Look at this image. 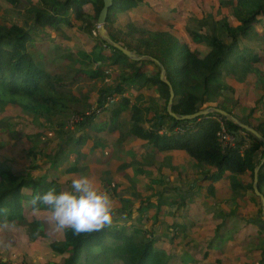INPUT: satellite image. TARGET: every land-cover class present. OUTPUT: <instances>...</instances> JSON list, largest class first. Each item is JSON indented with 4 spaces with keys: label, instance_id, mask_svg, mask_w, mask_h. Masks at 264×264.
Instances as JSON below:
<instances>
[{
    "label": "trees",
    "instance_id": "16d2710c",
    "mask_svg": "<svg viewBox=\"0 0 264 264\" xmlns=\"http://www.w3.org/2000/svg\"><path fill=\"white\" fill-rule=\"evenodd\" d=\"M3 1L12 7L22 4L20 0ZM144 1L114 0L106 28L115 42L162 63L175 92L173 112L192 115L214 106L251 124L250 120L264 109V92L251 105L247 119L244 120L235 114L239 101L230 97L234 94V89L225 79L233 77L239 83L254 85L255 82L251 79L254 76L264 88V71L260 69L264 56L251 48L252 43L264 42V0H219L221 8L235 10L236 20L231 22L227 15L222 18L214 15L204 17L200 26L210 29V33L185 29L183 36H176L168 32L138 28L132 24L127 26L126 31L115 28L116 16ZM24 3L29 18L33 19L31 30L18 23L0 21V104L17 106L50 124L69 114L85 117L81 107L82 99L74 93V84L85 73L82 66L87 69V62L97 64V70L88 72L91 80L97 79L100 73L105 75L103 66H107L119 78L118 84L107 97H120V101L112 109L109 122L98 130L113 133L118 129L121 115L128 111L131 126L128 132L120 134L118 142L122 144L127 138H133L132 146L137 148V153L143 159L138 161L134 157L129 162L111 164L109 155H106L103 161L110 168L114 167V177L102 180L103 189L113 199L114 210H122L128 219L137 212L141 225H112L98 232L80 235H75L71 229H54L58 238L49 245L47 251L50 255L43 262L37 261V264H169L172 249L187 235L188 222L184 215L192 198L183 194L169 198L164 190L159 189V186L167 184L163 176H158L163 168L175 170L173 157L167 156V153H186L194 159L198 172L193 178L199 189L207 186L210 196H215L220 184H229L231 188L233 207L216 208L208 226L212 230L202 231L198 235L197 250H191L195 258L200 257L205 264H264V238L260 237L264 233V216L260 199L253 189L255 168L263 155L257 163L254 157L263 150V143L253 134L225 120L228 129L238 138L235 148H224L218 137V118H224L219 115L210 114L193 121L174 119L167 112L170 91L169 86L160 80V67L152 61H133L104 42L99 35H93L97 31L96 22L104 6L103 0H41V6H36L34 2L31 4L33 6L28 2ZM163 3L165 7L173 6V0H163ZM87 5L92 8V16L84 10ZM62 25L73 29L74 34L84 42L88 38L96 41L91 54H82L81 67H75L64 74H52L35 63L29 47L35 45L33 35H41V31L46 28L61 32ZM200 44H205L210 49L204 58L200 57L197 48ZM148 66L156 69L153 75L149 74ZM154 88L164 100L163 107L157 105L155 97L146 100L143 96L145 90ZM104 101L107 99L100 102V107H104ZM93 120V117H86L77 126H86ZM252 127L264 136L261 126ZM177 128L186 131L176 132ZM42 136L43 132L29 137L37 141ZM88 137L91 138L83 135L72 136L67 142L63 140L54 149V155L49 154L51 164L44 176L37 173L38 167H30L26 172H15L4 167L3 162L7 160L0 157V224L24 225L29 237L35 238L41 234L44 222L37 214L48 217L51 215L50 211L43 204L26 207L24 203L51 188H55L57 192L64 190L73 175L75 177L74 173L90 168L92 153L98 150L99 143H94L86 154L76 148L84 145ZM146 146L150 150L144 151ZM30 154L35 155L33 151ZM83 155L86 157L82 158ZM71 158L74 159V165L70 162ZM133 164L138 166L136 181L129 174H121ZM148 171L153 173L151 177L147 176ZM246 174L250 175L251 182L240 178ZM197 175H201V178ZM261 186L264 187V165L259 172V188ZM125 187L130 196H122ZM25 190L31 191V194H26ZM146 192L149 195L144 196ZM248 192H252L254 196L248 198ZM242 199L248 202V213L252 217H240L243 225L226 250H212L214 238L219 246L223 245L225 234H222V228L243 208L240 206ZM135 200L137 202L134 204ZM253 202L255 206H252ZM144 218L145 224L142 220ZM158 226L166 227L172 235L158 236L155 230ZM212 233L214 236L210 237ZM187 245L194 247L192 242ZM3 246V240L0 239V247ZM3 253L0 250V264H27L23 257L20 258L21 261H13L15 258L10 256L3 260ZM55 254L61 257L59 261L55 260Z\"/></svg>",
    "mask_w": 264,
    "mask_h": 264
},
{
    "label": "rangeland",
    "instance_id": "374dc122",
    "mask_svg": "<svg viewBox=\"0 0 264 264\" xmlns=\"http://www.w3.org/2000/svg\"><path fill=\"white\" fill-rule=\"evenodd\" d=\"M33 1L36 6L42 5L41 0H20L22 4H19L18 7H12L5 1L0 0L1 23H18L26 29L31 30L33 26V19L29 18V14H27V8L24 5V2H28L30 6H33L31 5ZM90 10L91 8L87 6L86 11L89 12ZM143 10L147 12H150L151 10L154 12L151 13V15L156 19V21L160 23L158 29H163L164 26L165 29L171 30L172 33L178 36H183L185 29L197 30L202 33H210V29L200 26L201 20L208 15H214L216 18H222L223 16L227 15L231 22L236 20L235 10L233 8H221L219 6V0H173V6L171 7H165L163 0H145L143 3L139 4V10L135 11V15L138 16L139 20L143 22L144 26H157L155 20H150ZM50 11L52 10L50 9ZM155 12L160 14L161 19L160 17L158 18L155 16ZM162 19L168 23L166 24ZM171 22H174V26L171 25ZM61 30V32L54 31L51 28L42 30L41 35L39 34L32 36L35 39V45L29 47L30 53L35 60V63L52 74H64L73 70L75 67H81V62L83 60L82 54H91L92 44L96 41L91 38H88L89 40L87 42L81 41V38L74 34L73 29L68 28L66 25H62ZM94 32L93 35H95ZM257 44L258 43H252L253 46H251V48L256 49L257 53H260V55L264 56V51H262L264 49V42L262 43L261 50V44ZM200 46H198L200 49V54L202 52V55H205L209 51L208 47L205 45ZM86 65L87 69L82 66V68L85 70V73H82V78L74 84L73 90L74 93L76 95L78 94L77 96L82 99L81 107L85 112L84 118L93 117L95 119L104 113L105 108L100 107V102L109 98L107 97L108 94L113 88L116 87V81L114 83V78H118V76L115 73L111 75V70H109L107 67H103V72L105 75L100 73L97 79L91 80L89 78L88 72L97 70V64L87 62ZM147 68L148 72H156V69L153 66H148ZM261 68L264 69V63H262L260 69ZM236 91L241 96V100L243 101L242 109H239V112L246 114L251 106L246 105L245 101L256 98L257 94L247 86H238L235 88V92ZM143 96L146 99L150 96L155 97L156 101L158 100L161 102V105H164V100L159 97V94L155 89L145 92V95ZM118 98L120 101V97ZM119 101L112 103L109 105V107H107L109 111V115L106 116L107 119L110 118L112 109ZM98 108L99 113L93 116L94 111H98ZM74 115L76 114L62 116L55 120L54 123L50 124L46 120L37 118L31 113L21 110L17 106L10 104H0V157L7 160V162H3V166L12 169L15 172H26V170L30 167H38L37 173L40 176H44L46 169L51 164L49 154L54 155V149L58 147L63 142V140L64 142H67L72 136L73 138L74 136L78 137V133L86 129L84 125L74 127L73 129L68 128L67 125ZM125 116H127V113L122 115L121 119ZM99 122L102 123L103 121L100 119ZM41 132H43L42 138H37V141H33V138L30 139L29 136H34L35 133L41 134ZM99 134L100 132L98 133V136L102 137V141L100 142H104L109 139L107 135L105 137V135ZM90 135L92 134L90 133ZM89 145L90 144L85 142L84 145L76 146V148L82 151L83 154H86L87 147H89ZM70 146L74 145L70 144ZM31 151H33L35 155H31ZM120 155H124L122 157L124 159H126L128 156L125 152H120ZM85 157L86 155H83L82 158ZM92 158L94 163L91 162L93 165L91 163L90 164L95 168L92 167L93 169H81L78 171V173H74L75 177L73 175L72 180L74 178H78L81 175H87L95 181L99 188L103 189L102 180L114 177V172L112 171L114 167L111 166V168H108V171L105 169L96 171L95 169L98 165H107L102 161L100 154L99 157L93 155ZM121 161H123V159H121ZM13 162H16V164ZM70 162L72 165L75 164L73 158L70 159ZM184 164L185 162H183V165ZM188 167L189 165L185 164L182 171L187 170ZM192 170L195 171V168L192 167ZM129 171V173L135 177V164L132 165V168ZM165 174H170V172L165 171ZM149 176L151 175L149 174ZM72 180L64 186V190H70V184ZM172 180L173 179H171V181ZM180 180L186 187L191 185L187 178L183 177L180 178ZM178 182L181 183L179 180L175 179V181L166 186L164 194L167 197L172 198L175 196L177 194L176 189H180L181 193L186 194L185 192L187 191L182 192V185L178 184ZM24 192L26 194H31V191L29 190H25ZM148 193L149 192H146L144 194ZM203 194H206L205 189L193 194V196L195 195L194 200L198 201L197 203H199V205L203 206L204 208L203 213L195 216L193 220L200 221L201 223L207 220V214L210 212L209 208L205 211L206 206L204 205L206 203L203 205V202H200L202 200L206 201L202 198ZM136 202L137 200L134 201V204ZM24 204L26 207L31 206L32 200H27ZM131 207L132 206H130V208ZM114 212L115 219L113 225L115 226L122 227L130 224H134L136 226L141 225V222L138 220L140 217L137 212H134L131 219L125 218V213L122 210H114ZM34 216L36 217V214ZM37 216L44 222V231L35 238L29 237L27 234V229L23 227L24 225L16 226L0 224L2 229V235L0 236V239L3 240L4 245L3 247H0V250L4 251L1 256L3 260H6L7 257L10 256L11 258H15L13 261H21L20 258L23 257L27 264H37V261L43 262L47 257H49L50 253L47 250L49 245L58 238V233L54 231V229L57 231V228L55 222L50 220V216L45 217L43 214H37ZM148 226L151 227L150 224H148ZM155 230L158 236L169 237L172 235V233H170L166 227L158 226L155 228ZM190 233L191 231L188 230V234ZM181 245V247L172 251L169 264H205L200 257L195 258L191 250H185L183 244ZM54 258L55 260L59 261L61 257L55 254Z\"/></svg>",
    "mask_w": 264,
    "mask_h": 264
},
{
    "label": "crops",
    "instance_id": "0c3cea01",
    "mask_svg": "<svg viewBox=\"0 0 264 264\" xmlns=\"http://www.w3.org/2000/svg\"><path fill=\"white\" fill-rule=\"evenodd\" d=\"M87 6L91 8L90 5H87ZM87 6L84 7V10H85V12L88 15L92 16L93 15L92 8L88 12V11H86V7ZM137 10H139V5L137 7L131 8L130 10H128V11H126L124 13L119 14L117 16V23L115 24V28L118 29V30L126 31L127 26L132 24V25H135L138 28H142V29L146 28V29L154 31V32H169V33L175 35L174 33L171 32V30L165 29L164 26H163V29H158V26L160 25V23L158 21H156V19L151 15V13H154L151 10H150V12H147L145 10H143V11H144V13L147 14V17L150 20H155L157 26L156 25L144 26L143 22L141 20H139L138 16L135 15V11H137ZM156 14H155V16L158 17V18L160 17V19H161L160 14H157V15ZM163 21L165 22V20H163ZM165 23L167 24L168 22H165ZM173 23L171 24L172 26H174ZM176 36H178V35H176ZM81 41H83V40L81 39ZM259 44H261V47H260V50H261L262 49V43H258L257 45H259ZM200 45H205V44H200ZM200 45H198V46H200ZM93 46H94V43L92 44V47ZM251 46H253V45L251 44ZM206 47H208V46H206ZM197 48L200 51L199 47H197ZM208 49H209V47H208ZM262 51H264V49ZM209 52H210V49L205 55H202V52H201L200 57L201 58L206 57ZM99 64H101V62H99ZM103 67L106 68L107 66H103ZM261 70L264 71L263 68H261ZM110 74L113 75L112 72H110ZM149 74L153 75L154 73L149 72ZM114 79H115L114 83L116 81L115 84L117 85L118 82H119L118 81L119 78H114ZM251 79H252L253 82H255L254 85H249L248 83H239L233 77H226V79H225L227 84L234 89V94L232 96H230V97L233 100L239 101V104H238V106L235 109V114H237V116L243 118L244 120L247 119V116L249 114V111H250L251 107H250L249 111L246 114H243V113L239 112L240 111L239 109H242L243 101L241 100V96L238 94V92L237 91L235 92V88L238 87V86H247V87H249L252 91H254L257 94L256 98H253L251 100L248 99V100L245 101V104L246 105H250V106L253 105L257 100H259L261 98V95L264 92L263 86L260 85L259 83H257V81L254 78V76H251ZM106 82H108V81H106ZM154 89L156 90V88H154ZM145 92H148V91L145 90L143 95H145ZM150 97H152V96H150ZM156 102H157V105H159V106L163 105V104L161 105V102L158 101V100ZM141 103H142V101H141ZM142 104H144V103H142ZM126 113H127V116H125L124 118L121 119L122 115H124ZM108 115H109V111H108V108H107V109H105L104 113H102L101 115L96 117L93 121H91L89 124L84 126L86 129H84L83 131L78 133V135H77L78 137L83 136V135L91 136V138L88 137L86 139L87 144H90L89 147H87V150L90 151L91 147L94 145V143H99L100 146H99L98 150L93 151L92 154L96 155L97 157H99L98 154H100V156L102 158V161H103V157H105L106 155L107 156L109 155V157L111 159V164L113 162H119V163L129 162L134 157L138 161H142L143 160L142 156L137 153L138 152L137 148H133V146H132V143L134 142L133 138H127L122 144L118 142L120 134L128 132V130H129L130 126H131V122H130L131 121L130 120L131 117H130L129 112L126 111V112H124L121 115L120 120H119V126H118V129L116 131H114L113 133H110V132H103L102 133L98 129L103 127L105 124H107L109 122L110 118H108V119L106 118V116H108ZM110 117H111V114H110ZM100 119L103 121L102 123L99 122ZM250 123L251 124H248V125H250V126L258 125V126H261L262 129L264 130V109L261 112H259L258 116L253 117L252 120H250ZM99 132H100V134L105 135V137L107 135L109 137V139L104 141V142H100V141H102V137L98 136ZM90 133L93 136L90 135ZM103 139H104V136H103ZM96 141H99V142H96ZM148 150H149V146L144 147V151H148ZM120 152L127 153V155H128L127 158L126 159L122 158L124 155L121 156ZM166 155L173 157L172 164H173L175 170L172 171L170 168H167V167L163 168L162 173L161 174L159 173L158 176L159 177L163 176L165 178V181H166L167 184L165 186H161V188L159 186V189L160 190H165L166 186L168 184L172 183L173 181H175V179L179 180L181 182L180 178L184 177V178H187L189 180V183H191V185L186 187V186L183 185V182H181V183L178 182V184L182 185V189H183L182 192H185V191H187V192H185L186 194H184V193H181L180 189L179 190L176 189L177 194H183V196H185V197H191L192 198V200L189 201V203H191V205L187 206V208L185 210V215H184V217L187 219V222H188L187 225H186L187 235L184 236L183 239L181 240L180 244L177 247H175L174 249H172V250H176L177 248L181 247L182 246L181 244H183V247H184L185 250H197L196 248L198 247V235L202 231H204V232L207 231L208 232L209 230H212V228H209L208 226L211 224L212 217H213V215L215 213L216 208L218 206H224L226 208L233 207L232 200L230 199L231 188H230L229 184H227V185L220 184V189L216 192L215 196H210L209 195V193L207 192V186L202 188V189H205V191H206V194H203V196H202V198L205 199L206 201L202 200L200 202L201 203L203 202V205H204V203H206L204 205V206H206L205 211L209 208L210 212L207 214L208 215L207 220H205V222L203 221L204 224L201 223L200 221L193 220V218L195 216H198V215L202 214L203 213V209H204L203 206H201V205H199V203H197L198 201L194 200V196L195 195L193 196L194 193L202 190V189H199L197 187V182L193 178L198 172V170L196 169V161L194 159H192L186 153L179 154V155H174L173 153H167ZM261 155H262V151L259 152V155H256L254 157V161L256 163L258 162V160H260ZM121 159H123V161H121ZM91 162L94 163L93 161H91ZM183 162H185V164H188L189 167H188L187 170H183L182 171L183 167L185 166V164L183 165ZM91 164H90V166H91ZM105 164L107 166L98 165L95 170L96 171L103 170V169L108 170V168H110V165L107 164V163H105ZM135 166H136L135 177L132 174L129 173L130 172L129 170L132 168V165L127 170L122 172L121 174L122 175L129 174L132 177V179L136 181V178H137L136 176H137V173H138V166L136 164H135ZM92 167H94V166H91L90 169ZM192 167L195 168V171L192 170ZM165 171H169L170 174H165ZM45 173H46V171H45ZM149 174L152 175L153 173L150 172V171L147 172V176L151 177V176H149ZM197 176H198V178H201V175H197ZM171 177H173V178H171ZM240 178L243 181H245V182H251V177H250L249 174L243 175ZM171 179H173V180L171 181ZM125 184H127V183H125ZM222 186H223V188H221ZM260 190L264 194V187L261 186ZM127 194L128 193H126V187H125V189L122 192V196H129ZM177 194L175 196H177ZM143 195L147 196V195H149V193L148 194H143ZM246 196L248 198H252L254 196V194L252 192H248L246 194ZM207 205H208V207H207ZM247 205H248V202L246 200L242 199L241 202H240V206L243 207L244 209L241 208L239 213H238V215L236 217L235 216L231 217L227 221V224L222 228V234H225V240H224L223 245L219 246L217 239L214 238L213 239V244L211 245V249L212 250H226L228 245L230 244V242L234 238V235L236 234V232H238L240 230V228H241V225H243V223H241V218L240 217H246V218L252 217V215L250 213H248V210L250 208H248ZM252 206H255V202L252 203ZM251 211H253V209H251ZM143 223L144 224L146 223V219L145 218L143 220ZM192 223H194L195 225L192 226L193 225ZM263 229H264V226H263ZM188 230L191 231L190 234H188ZM213 236H214V234L212 233L210 235V237H213ZM260 237L264 238V233ZM260 237H259V240L262 241V239ZM189 242H192L194 247H191L190 245H187Z\"/></svg>",
    "mask_w": 264,
    "mask_h": 264
},
{
    "label": "clouds",
    "instance_id": "9594fccd",
    "mask_svg": "<svg viewBox=\"0 0 264 264\" xmlns=\"http://www.w3.org/2000/svg\"><path fill=\"white\" fill-rule=\"evenodd\" d=\"M33 205L43 204L57 230L71 229L75 235L98 232L114 223V202L107 190L99 188L87 175L71 182L70 190L55 188L38 194Z\"/></svg>",
    "mask_w": 264,
    "mask_h": 264
},
{
    "label": "water",
    "instance_id": "95a60500",
    "mask_svg": "<svg viewBox=\"0 0 264 264\" xmlns=\"http://www.w3.org/2000/svg\"><path fill=\"white\" fill-rule=\"evenodd\" d=\"M104 6L100 12L99 18L97 20V33L99 37L106 42L108 45L115 47L119 51H121L127 58L133 60V61H152L155 64H157L160 69V80L167 84L169 86V91H170V99L168 101L167 105V112L177 121H193L196 120L199 117L202 116H207L210 114L214 115H219L222 116L225 120H229L236 124L238 127L241 129L253 134L260 142L263 143V150H262V159L260 164L255 168V173H254V181H253V189L255 195L260 199V204L262 208V215L264 216V194L260 191L259 188V172L264 165V136L257 131L255 128L252 126L246 124L236 116L231 115L227 111L223 109L216 108L214 106H210L202 111H199L195 114L192 115H180L176 114L173 112V105H174V99H175V92L174 89L170 83V81L167 78V71L165 67L162 65L160 61L157 59L147 56V55H139L135 50H130L125 48L122 44L115 42L109 35V32L106 28V23H107V18L110 9L113 7L114 0H103Z\"/></svg>",
    "mask_w": 264,
    "mask_h": 264
},
{
    "label": "built area",
    "instance_id": "2783aa9c",
    "mask_svg": "<svg viewBox=\"0 0 264 264\" xmlns=\"http://www.w3.org/2000/svg\"><path fill=\"white\" fill-rule=\"evenodd\" d=\"M95 36L97 35V31L94 32ZM119 100V98H112L109 97L107 99V101L104 104V108L106 109L107 107H109L110 104L115 103ZM97 113H99V108L98 111H94L93 116H95ZM85 121V118L83 116L80 115H74L70 121L69 124L67 125L68 128H74L76 127L78 124L82 123ZM218 121L220 123V130L218 132V137L223 145L224 148H235L236 144H237V138L238 136L233 134L227 127L226 123H225V119L222 120L221 118H218ZM186 131L183 128H177L176 132H184ZM164 132V131H163Z\"/></svg>",
    "mask_w": 264,
    "mask_h": 264
}]
</instances>
